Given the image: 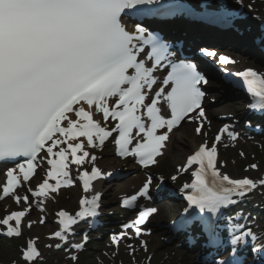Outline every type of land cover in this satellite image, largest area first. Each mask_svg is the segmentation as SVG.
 I'll return each mask as SVG.
<instances>
[{
  "label": "snow or ice",
  "instance_id": "snow-or-ice-1",
  "mask_svg": "<svg viewBox=\"0 0 264 264\" xmlns=\"http://www.w3.org/2000/svg\"><path fill=\"white\" fill-rule=\"evenodd\" d=\"M158 3L160 0H0V162H13L4 173L7 179L0 196H12L17 205L22 202L28 205L25 210L14 211L0 220L4 228L0 236L23 235L21 222L31 205L29 196L17 194V189L43 163L50 166L46 178L38 190L27 188L33 197L46 198L49 193L72 186L73 164L78 166L84 193H93L90 198L86 195L80 199V210L75 215L65 210L57 213L61 227L53 238L67 243L69 235L74 234L73 226L99 215L101 196L93 191L94 181L112 174L96 167L97 157L90 155L80 137L86 138L90 148L102 149L116 132L117 154L122 158L134 157L148 168L158 163L157 157L163 155L170 134L182 122L200 121L195 132L202 134L207 116L203 107L205 92L200 86L208 80L194 64L171 63L169 45L159 37L141 26L129 31L122 21L127 10L136 9L138 14L155 12L158 9L145 6ZM203 52L208 57H217L215 51ZM218 60L221 65L234 63L223 55ZM164 62L171 64V72L149 100L158 83L155 73ZM233 75L242 80L252 97L254 103L250 107L264 113V74L247 69ZM169 84L171 90L166 92ZM163 105L170 115L162 114ZM92 109L102 113L105 125L111 119L115 126L111 130L102 126L94 120ZM225 134L233 141L238 139L226 126L211 147L205 141L187 161L198 170L192 173L193 183L184 185L185 189L193 190L186 199L200 213L209 214L200 219L210 245L220 243L213 218L224 215L250 192L264 187V178L234 179L219 170L216 145ZM85 164L91 165L90 172L86 169L81 172ZM251 168L258 166L253 164ZM151 183L149 177L136 194L123 199V206L131 209L141 197L151 199ZM41 203L38 199V208ZM156 211L155 208L140 211L138 219L124 226V232L111 237L113 244L119 246L127 229L135 228L136 236H141L139 226ZM33 223L27 221L26 226L31 228ZM249 240H257L251 229L234 234L230 243L238 246ZM143 246L146 249V243ZM75 247L82 249L84 245ZM22 258L26 264L43 259L35 239H30L22 249ZM71 259L75 261L78 257ZM219 264L226 262L221 260Z\"/></svg>",
  "mask_w": 264,
  "mask_h": 264
},
{
  "label": "rangeland",
  "instance_id": "rangeland-1",
  "mask_svg": "<svg viewBox=\"0 0 264 264\" xmlns=\"http://www.w3.org/2000/svg\"><path fill=\"white\" fill-rule=\"evenodd\" d=\"M247 1H250V0H247ZM259 3L263 6L264 0H259ZM241 55H243V54H241ZM226 106L222 105L221 108H223L224 110H220V111L221 112H227V111L236 112V109H233V108H230V107L229 108H225ZM176 146L178 148H182V142L180 141V143L178 145H176ZM242 150H243L242 154L244 156L241 155V152L239 153L237 150L235 152H233L234 153V156H233L234 158H232V160L236 161L238 165H242L243 166V165L248 164L250 162L249 159H253L254 158V156L251 157L250 155L254 154L255 157H259L258 152H260V155L264 156V148L263 149L262 148H259V149H257V148H248V149L242 148ZM106 155L109 156V153H107ZM246 156H247V159H246ZM184 158H185V154L182 155L181 160L178 161V163H176V164L182 163L184 161ZM233 163H234L233 161H229V164H233ZM176 164H173L170 167V169H169L170 171L168 173H166V175H169L170 172L174 171V167H175ZM163 168L166 171H168L167 170L168 169L167 162L164 163ZM74 198H75V193L74 192L69 193V197H65L64 200H63L65 202L64 205L71 204ZM113 201L115 203V200H113ZM115 205H117V202L115 203ZM52 206L54 207V205H49L50 214L53 211V207ZM168 206L170 208H173V209H176L177 207H179V206L173 205V204L172 205L169 204V205H167V207ZM0 211H1V209H0ZM175 211L178 212V210H174L173 212H175ZM159 221H162V216L159 219ZM34 230L35 231H32V233L30 232V233H27L26 235L29 236V237H32V236L38 235L40 233L44 234V233L47 232L46 231L47 229H45V227L43 229L42 228H37V230L35 228ZM157 240H158V238H156L155 246L153 248H151L152 251L149 252V254L153 255V264H193L192 263L193 261L192 262L191 261H188V262L185 261V256L183 255V252L178 251V250H176V251L175 250L167 251V250L164 249L163 243L161 241H157ZM43 243H44V241H43ZM45 247H47V246H45ZM106 250H108L107 246H105L104 249L100 250V251H102V255H105L103 253V251H106ZM171 251H175V252H171ZM97 252L92 251V249H90L89 253H87V254L90 255L89 257H91L88 260L89 264H100V262L98 261V255H96ZM120 253L122 254L121 259L124 260V263L122 261H120L122 264H135L134 261H132L130 259V257L127 256L126 259H125L124 255H126L127 252H126L124 247L121 248V252ZM43 254H45V257H46V260H45L46 263L45 264H65L64 258L61 257L58 253L54 252L52 250V248H48L47 247V248L44 249V247H43ZM87 254H83L81 256L79 264H84V262H86L85 258L87 256ZM19 257H20L19 248H18V246H16L15 243L14 244H11V243L1 244L0 243V263L10 264V263H14L15 261H17V263L19 262V264H21ZM143 257L145 258L146 255L143 254ZM143 257H142L141 254H137L136 255L137 264H145L143 262ZM56 259L58 261H60V262L53 263V261L56 260ZM105 261H106L105 264H112L111 261H107L106 259H105Z\"/></svg>",
  "mask_w": 264,
  "mask_h": 264
},
{
  "label": "bare ground",
  "instance_id": "bare-ground-1",
  "mask_svg": "<svg viewBox=\"0 0 264 264\" xmlns=\"http://www.w3.org/2000/svg\"><path fill=\"white\" fill-rule=\"evenodd\" d=\"M243 2H245V1H243ZM230 3L234 4L235 6H241V4H242L240 1L235 2L234 0H230ZM247 23H248V26L251 24L250 22H245L244 25H246ZM193 34H195V35L198 34V31H194ZM218 46H220V45H218ZM184 139H186V141L182 142L183 143L182 148H178L176 151H172L171 149L169 150V152H170L169 159H168V161L166 160L168 168H170L173 164L178 163V161L181 160V157L183 154H187V155L191 154L197 148V146L199 144L198 139L190 138V137H188V135L185 136ZM109 167H111L109 169H112L113 165H109ZM141 182H142V178H136V179L132 180L130 183L125 184L124 186H118V187L114 186L112 189H110L108 192H106L107 194H106L105 204L110 205L111 203H113V200L115 199V197H119L123 194H127L130 190V187H132L133 190H136L139 187V185L141 184ZM251 203H253V201L248 200V204H251ZM167 204H170V203H164V207L165 206L166 207L163 209V213L173 210L169 206L167 207ZM72 207H74V205ZM48 229H50V228H48ZM43 236H42V233L35 235V237H40V238H42ZM256 243H257L259 249L264 248L263 243H259V242H256Z\"/></svg>",
  "mask_w": 264,
  "mask_h": 264
}]
</instances>
